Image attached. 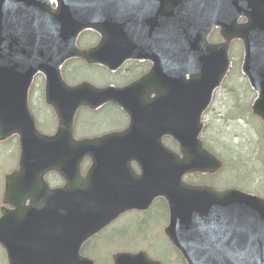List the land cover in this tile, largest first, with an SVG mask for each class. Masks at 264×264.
Returning <instances> with one entry per match:
<instances>
[{
  "label": "water",
  "instance_id": "obj_1",
  "mask_svg": "<svg viewBox=\"0 0 264 264\" xmlns=\"http://www.w3.org/2000/svg\"><path fill=\"white\" fill-rule=\"evenodd\" d=\"M213 29L219 30V44L208 42ZM84 30L101 36L91 52L76 48ZM234 40L243 46L240 69L256 94L251 112L262 122L264 137V0H0V142L19 137L16 177L29 178L49 163L66 172V186L56 192L60 198L50 200L49 221L41 231L14 223L11 212L0 220L8 263L26 264L13 258L16 241L24 240L19 248L30 249L26 241L41 242L34 249L46 259L36 264H92L79 255L85 241L125 211L144 210L161 198L168 207L163 233L185 264H264V199L183 181L190 174L213 175L222 169L199 135L201 117L229 71ZM79 57L108 70L132 59L149 61L152 68L123 89L87 83L69 87L60 69ZM36 74L45 77V100L58 120L53 138L36 132L27 108ZM107 103L127 113L129 127L121 134L76 142L77 110ZM165 137L177 143L179 154L162 144ZM84 157L93 166L81 179L78 166ZM113 161L135 162L142 175L130 173L110 200ZM13 177H5L3 201L15 204ZM112 260L161 264L143 251L116 253Z\"/></svg>",
  "mask_w": 264,
  "mask_h": 264
},
{
  "label": "flooded vegetation",
  "instance_id": "obj_2",
  "mask_svg": "<svg viewBox=\"0 0 264 264\" xmlns=\"http://www.w3.org/2000/svg\"><path fill=\"white\" fill-rule=\"evenodd\" d=\"M217 36H219L218 31H213L210 37L211 43L219 42V39L216 40ZM100 40V34L91 31H84L78 36L76 44L77 47L81 50H93L100 45ZM232 51H234L238 55L241 54V44L238 41L233 42V44L231 45V52ZM231 56L234 63L235 56L233 54H231ZM235 69L236 68H233V71ZM83 70L89 71L92 74L100 76L102 81H93L91 79L86 78L77 79L79 72ZM150 70L151 63L145 60H129L123 63L117 70L110 71L101 66L88 65L83 60L74 59L66 62L63 65L61 69V75L67 85H77L82 82H89L97 87H106L112 85L118 88H123L145 77L150 72ZM230 73L228 75V79L233 74V72L231 71ZM44 83L45 81L41 75H37L35 77L29 91V106L31 111H33L32 113H34L33 115H35L34 117L36 119L39 129V120L35 113V110H46L49 113L50 117L54 121V128L51 131H42L41 129L40 130L45 135H53L56 132L57 123L53 111L50 107L45 104L44 101ZM160 83L161 82H156V84ZM154 93H158V90L155 89ZM215 101L212 107L202 117L203 122L206 123L204 124V130L202 132V135L207 133L208 122L206 121L208 120L209 115L213 110ZM86 119L91 120V126H95L96 122L93 121L99 119L101 120V122L110 123L111 127L104 130L96 131L92 134H77V129L80 128L81 124H83ZM128 124V116L114 104H105L96 110L81 109L79 110L75 118L73 136L75 139H81L84 137L93 138L110 133H119L124 131L128 127ZM162 143L169 150L174 152L178 151L177 145L173 141H171L170 138H163ZM89 167V161H84L81 166L82 175L87 172ZM16 168L17 167H14L13 170H15ZM62 169L63 167L61 166L60 170L62 171ZM129 169L133 176L138 177L141 175V170L137 163L131 162L129 164ZM110 175L112 179H114V177L120 178L121 176L124 178L126 176H129V171L125 170L123 172V170L121 171V169H119L118 167H114V165L112 164L110 169ZM14 183L17 184L16 182ZM21 183H29L30 186L27 189L19 187L18 192L16 194L21 199L26 198L29 200L31 199L32 201L27 204L20 203L17 205H9V203H5L2 201L5 187L3 178L0 177V217L2 216V211H12L14 216V223L24 222L25 219H27L28 224L26 226L21 227H23L24 229H29L33 232H39L45 227L44 224H48L49 221L48 215L50 213V204L48 201L51 199V197H53V199L56 197L60 198L59 194H52L49 191L62 188L64 185V180L62 177H60L56 170L51 167L50 164H47L44 169L37 171L35 175H32L29 178L21 179ZM35 203H37L38 206L42 207L41 209H39L42 214L46 216L45 218L41 217L39 214H35ZM22 205L27 206L28 209L25 210L24 208H22ZM60 211L62 212V210ZM160 212L164 214L167 220V207L163 205L160 199L155 198L146 211L132 212V214L137 215L138 218V225L136 228L127 229L123 227L115 230L113 227L115 223H113L109 227H106L104 230H102L99 234L87 240L81 247L80 255L93 261L94 264H112V248L115 246H121L122 248H124L129 246L128 243L131 242V244L136 247H153L155 241L153 237L151 238L149 235L155 227L156 221H158L159 217L161 216L159 214ZM128 214L121 216L118 220L122 219ZM22 238H24V236H22ZM26 242L29 244L30 249L25 247H18V244L25 245L24 240L16 241V248L13 251L14 260L16 262L22 261L26 264H36L40 261L43 262L46 259L44 252L34 249L36 247H39L41 245V242ZM106 246H110V250L108 252H105ZM0 262H2V264H8L6 260L5 251L3 250L1 245Z\"/></svg>",
  "mask_w": 264,
  "mask_h": 264
},
{
  "label": "rangeland",
  "instance_id": "obj_3",
  "mask_svg": "<svg viewBox=\"0 0 264 264\" xmlns=\"http://www.w3.org/2000/svg\"><path fill=\"white\" fill-rule=\"evenodd\" d=\"M238 61L239 58L236 56L234 60L236 65ZM232 72L233 74L225 81L221 90L217 92L213 110L206 121L208 122V130L203 135L204 139H208L211 149L220 154L225 162L223 174L221 173V176L208 181H214V185L217 188L232 185L244 188L249 187L245 190L264 197V152L259 143L261 126L258 120L251 117L248 113V102H252V93L244 90L245 82L240 74L236 70ZM84 78L102 81L100 76L83 70L79 72L77 79ZM35 113L42 131H51L54 128V121L46 110H35ZM238 113L244 115V117H238ZM236 117L238 119L234 120ZM93 122H96L95 126H91V120L86 119L80 128L77 129V134H92L111 127L110 123L101 122L99 119ZM10 147L13 148L12 145ZM15 164L16 158L13 153H10L5 147L0 148V177L6 171L11 170ZM234 164L238 165V167L232 168ZM231 168L233 171H231ZM236 169L238 170L237 172L234 171ZM198 180L197 178L195 179V181ZM132 216L126 217L122 225L133 228L135 219ZM157 224L158 226L152 230L154 232L149 235L155 241L153 247L149 250L152 251L154 256L168 260V256L172 251L171 247L164 237L158 233V230L160 229L161 232L162 227L165 225L164 218L159 219ZM114 229H119V227L115 226ZM112 249L115 250L116 248L113 247ZM134 249L137 250L136 248ZM109 250L110 246H106L105 252ZM173 259L174 257L172 256L171 261ZM170 264L179 263L173 262Z\"/></svg>",
  "mask_w": 264,
  "mask_h": 264
},
{
  "label": "trees",
  "instance_id": "obj_4",
  "mask_svg": "<svg viewBox=\"0 0 264 264\" xmlns=\"http://www.w3.org/2000/svg\"><path fill=\"white\" fill-rule=\"evenodd\" d=\"M181 260V259H180ZM182 262V261H181Z\"/></svg>",
  "mask_w": 264,
  "mask_h": 264
}]
</instances>
